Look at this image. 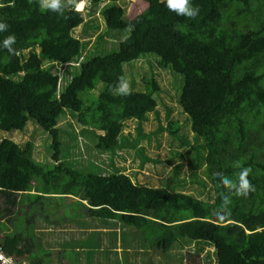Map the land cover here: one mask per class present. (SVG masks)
I'll list each match as a JSON object with an SVG mask.
<instances>
[{"label":"trees","instance_id":"trees-1","mask_svg":"<svg viewBox=\"0 0 264 264\" xmlns=\"http://www.w3.org/2000/svg\"><path fill=\"white\" fill-rule=\"evenodd\" d=\"M100 1L91 0L86 15ZM144 1L145 7L132 18L114 0L103 5L106 26L130 27V33L117 49L78 61L84 44L71 30L84 22L80 9L67 6L65 0L55 11H41L40 0H0V23L7 25L0 31V129L21 130L32 119L51 137L55 162L45 170L32 159L29 143L20 146L0 138V221L9 225L1 246L27 264L32 260L46 264L44 256L53 255V264L99 263L92 252L82 259L74 256L75 244L65 240L59 244L69 247L72 255L51 254L49 247L43 253L31 251L43 234L37 231L54 230L57 223L69 220L84 234L75 241L92 247L113 241L115 227L132 226L155 237L167 257L171 245L184 238L212 246L215 264H264V0H191L199 9L195 18L177 15L166 0ZM9 36L15 37L11 51L3 46ZM29 48L21 59L20 52ZM146 53L158 56L159 66H170L182 75L178 102L190 117L191 130L204 141L203 160L211 181L209 187L199 184L195 172L196 180L185 182V190L203 192L206 200L181 186L175 190L137 184L124 172H103L96 164L81 170L66 166L65 161L74 163L68 149L76 138L60 154L64 128L57 123L67 109L79 112L76 119L82 132L92 135L97 151L109 153L112 160L111 154L122 146L119 135L125 121L142 123L156 107L152 93L159 85L154 78L144 79L151 83L149 91L114 93L119 81H125L122 64ZM44 60L73 62L78 68L59 88V75L45 69ZM96 81L104 82L105 89L87 120L84 115L90 108L83 110L78 92L90 90ZM166 130L173 134L178 127L169 121ZM244 169L249 170L245 179L250 190L238 196L223 181H238ZM51 194L66 200L59 214L50 207ZM68 195L76 201L71 203ZM108 256L111 264H128ZM133 259L136 262L139 256Z\"/></svg>","mask_w":264,"mask_h":264},{"label":"rangeland","instance_id":"rangeland-1","mask_svg":"<svg viewBox=\"0 0 264 264\" xmlns=\"http://www.w3.org/2000/svg\"><path fill=\"white\" fill-rule=\"evenodd\" d=\"M114 1L115 4L124 7L125 15L128 18H132L146 4L144 0ZM65 2L67 6L73 5L75 10H77V6L81 8L80 11H82L85 18L84 22L71 30V34L84 44L78 61L86 60L95 55H103L117 49L119 42L130 33V27L114 30L106 26L100 9L106 3H112V0H101L94 6V11L90 15H86L85 7L92 5L91 0H65ZM78 3L81 5H77ZM30 50L29 48L21 51V59L25 58ZM43 63L45 69L50 68L51 72L59 75V88L64 84L66 78H69L78 68V64L75 65L74 63L61 65L60 63L47 62L46 60ZM122 69L128 85L127 92L130 90L149 91L152 88L151 83L146 84L144 79L154 78L157 81L159 88L152 93L156 101L155 109L145 114L146 119L142 123L138 119L125 121V127L119 135L122 146L116 149L114 155L111 154L112 160H110L109 153L97 151L92 135L87 133V131L82 132L81 126L76 119V115L79 112L73 113L67 109L63 110L57 123V126L64 128L60 131L61 155L68 149L70 140L76 138L74 142L76 144L72 143V146L68 149L74 165L70 161H65V165L81 170L80 168L87 167L89 164H96L103 172H124L137 184L160 186L175 190H181V188L177 187L181 186L184 189L183 191L188 193L191 192L185 190L187 188L185 182L190 183L196 180L197 176L194 175L196 172L199 179H201L199 184L209 187L211 181L207 175L206 163L203 160L207 153L206 149L204 151V141L191 130L190 117L182 110L178 102L183 83L182 75L175 72L170 66H159L158 56L153 53H146L140 55L137 59L124 62ZM13 78L16 79L17 76H13ZM104 89V82L96 81L94 87L90 90L78 92V96L83 101V110L90 108L84 115L87 120H90L91 109L95 107L97 97ZM114 93L118 94L115 91ZM169 121H173L174 126L178 127L176 133L169 134L166 130ZM0 138L11 139L20 146L29 143L32 159L42 164L45 170L52 169L55 164L51 159V137L30 118L27 119L25 126L21 130L6 131L0 129ZM198 144H200L199 147L195 148L194 145ZM169 159L170 162H168ZM178 165L180 167L176 171L175 167ZM203 169L206 175L203 173ZM196 185L198 184L196 183ZM202 190L203 188L197 189V191ZM191 194L203 200L207 199L203 192ZM51 195L52 204L50 207L53 208L55 213L58 212L59 214L66 200H63L59 196L60 194ZM71 197V195L67 197L71 203L73 202L72 199L76 201L77 198ZM0 204L3 205L1 200ZM51 216L55 218V216ZM73 225L74 223L66 222L65 227L62 226L57 230L55 228L56 232L47 235H44L43 230L37 231L36 234H43L39 235L36 244L32 245L31 251L43 253V249L49 247L51 254L64 253L61 245L52 241H56L57 237L61 236L62 239L76 233L77 231L69 230L70 227L74 228ZM50 229L53 230V227ZM8 230L9 225L0 221L1 239ZM195 249L198 251L197 254H194ZM165 253L169 256L162 255L161 264H169V261H172L171 264H215L214 249L212 246L206 245L204 241H190L182 238L171 245ZM37 254L35 253L34 255ZM12 258L16 260L14 256ZM54 260V255L44 256L46 264H53ZM99 260L102 263L97 264L106 262L105 259ZM24 262L27 264L26 260ZM79 262L84 264L82 260H79ZM30 264L40 263L32 260ZM135 264H141L140 260Z\"/></svg>","mask_w":264,"mask_h":264},{"label":"crops","instance_id":"crops-1","mask_svg":"<svg viewBox=\"0 0 264 264\" xmlns=\"http://www.w3.org/2000/svg\"><path fill=\"white\" fill-rule=\"evenodd\" d=\"M72 201L75 202L73 199ZM65 219L66 218H64L63 220ZM66 222L70 224L73 223V222H69V220L64 221L63 223H60V224L57 223L55 227L56 230L62 226L65 227ZM73 227L74 228L70 227L69 230L77 231L76 233H73L69 237H65L61 239V236H60L59 238L57 237L56 239L58 241V244L59 242H62L63 240L66 241V244L74 243L75 244L73 247L74 256H82V255L89 256V254L92 252V254L94 253L93 260H96L97 258L106 260V262L103 264H111L112 259L108 255H111L117 261H123L128 264L129 263L135 264L137 261L135 262L133 257L134 255L137 254L139 256V260L141 264H161L162 250L160 249V245L158 244V242H156L155 237L148 238L145 234H143L142 232H139V230H137L136 228L132 226L115 227L113 229V232L115 234L113 241L101 244L99 247H92L91 245L84 243L82 241H80V243L75 241V238L81 235L80 231L82 228H80L77 224H74ZM104 229L106 228H102V230ZM42 230H43V233L44 231L47 233L48 232L47 230H50V229L44 228ZM56 230L54 229L48 233L52 234L56 232ZM91 230H97V228L93 227L91 228ZM44 235H47V234H44ZM83 236L84 234L81 235V237ZM104 249L108 253V255L104 254L103 252ZM62 250L64 251V254H67V253L71 254L69 247H65V248L62 247ZM62 250H61V253H62ZM99 263H102V262L100 261ZM72 264H75L74 261L72 262Z\"/></svg>","mask_w":264,"mask_h":264},{"label":"clouds","instance_id":"clouds-1","mask_svg":"<svg viewBox=\"0 0 264 264\" xmlns=\"http://www.w3.org/2000/svg\"><path fill=\"white\" fill-rule=\"evenodd\" d=\"M166 6L169 10L174 11L177 15H183L188 18H195L199 12L198 7L193 6L191 0H166ZM40 8L41 11H44L46 9H51L54 11L59 10L60 0H40ZM6 27L7 25L0 23V31H3ZM14 42H15V37L9 36L3 41V46L8 47L9 50L11 51L10 45ZM66 64L69 63H62L61 65H66ZM74 64L77 65V63ZM127 88H128L127 82L121 79L119 83L116 85L114 91L118 94L123 95L127 93ZM248 171H249L248 169L242 170L241 173L239 174L238 181L236 182L230 180H224L223 182L229 185L231 188H234L236 195L246 196L248 191L250 190V185L248 181L245 179V177L248 175ZM225 203H227V199H225ZM8 255H10L11 257L13 256L11 254ZM16 261L18 263L23 262V264H25L24 260L20 261L19 259L16 258Z\"/></svg>","mask_w":264,"mask_h":264},{"label":"built area","instance_id":"built-area-1","mask_svg":"<svg viewBox=\"0 0 264 264\" xmlns=\"http://www.w3.org/2000/svg\"><path fill=\"white\" fill-rule=\"evenodd\" d=\"M0 264H23V262L18 263L16 260H14L10 255L6 253L0 243Z\"/></svg>","mask_w":264,"mask_h":264},{"label":"bare ground","instance_id":"bare-ground-1","mask_svg":"<svg viewBox=\"0 0 264 264\" xmlns=\"http://www.w3.org/2000/svg\"><path fill=\"white\" fill-rule=\"evenodd\" d=\"M77 5H81L80 3H78ZM77 9H81V8H78V6H77Z\"/></svg>","mask_w":264,"mask_h":264}]
</instances>
